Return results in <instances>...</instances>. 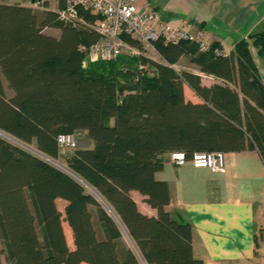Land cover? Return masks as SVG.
<instances>
[{"label": "trees", "instance_id": "1", "mask_svg": "<svg viewBox=\"0 0 264 264\" xmlns=\"http://www.w3.org/2000/svg\"><path fill=\"white\" fill-rule=\"evenodd\" d=\"M79 15L87 25L100 18ZM125 39L141 53L89 61L80 46L100 40L94 29L64 23L56 11L0 3V133L40 153L0 136V264L1 255L7 264H203L192 253V225L167 210L168 186L155 174L175 151L190 158L254 149L264 158L256 63L264 58V30L230 53L218 42L200 50L189 40L158 39L160 60ZM183 55L223 85L206 86L178 68ZM184 85L201 101L186 99ZM78 131L92 146L65 154L60 167L57 137ZM133 190L156 216L139 211ZM57 199L66 201L63 213Z\"/></svg>", "mask_w": 264, "mask_h": 264}, {"label": "crops", "instance_id": "2", "mask_svg": "<svg viewBox=\"0 0 264 264\" xmlns=\"http://www.w3.org/2000/svg\"><path fill=\"white\" fill-rule=\"evenodd\" d=\"M0 3L37 11H57L61 4L64 6L63 0L34 3L0 0ZM136 4L139 7L148 4L162 20L174 25L188 22L192 31L202 30L208 45L218 42L224 53H230L238 40L264 30V0H136ZM46 29L56 31L49 33L54 36L60 33L57 28ZM183 59L189 60L190 65L181 64ZM256 63L264 83V61L256 56ZM177 64L200 76L206 86L223 85L221 79L200 72L188 55H183ZM184 96L192 102L201 101L187 85ZM87 142L86 148L91 147L92 142L88 139ZM155 178L168 186L167 210L192 225L195 258L203 264H263L264 164L256 150L225 152L223 172L195 168L189 160L177 166L166 155ZM131 196L140 212L156 216V210L144 201V195L133 190Z\"/></svg>", "mask_w": 264, "mask_h": 264}, {"label": "built area", "instance_id": "3", "mask_svg": "<svg viewBox=\"0 0 264 264\" xmlns=\"http://www.w3.org/2000/svg\"><path fill=\"white\" fill-rule=\"evenodd\" d=\"M80 10L98 15L93 24H86L80 17ZM57 19L73 26H88L94 29L100 40L89 46H80L89 61H107L123 52L138 55L141 52L125 38L140 44L143 54L152 58L159 55L154 42L162 39L165 43L177 44L181 40L196 43L200 50L208 47L202 30H191L188 22L174 25L161 19L159 13L148 4L139 7L136 0H64V6L56 11ZM152 54V55H151ZM145 68V67H144ZM60 153L65 149H75V134H60L57 137ZM170 160L177 166L189 160L195 168H206L212 172L225 170V153L222 151L194 152L187 158L183 151L170 153ZM264 164V158H262ZM264 264V218L262 222Z\"/></svg>", "mask_w": 264, "mask_h": 264}, {"label": "rangeland", "instance_id": "4", "mask_svg": "<svg viewBox=\"0 0 264 264\" xmlns=\"http://www.w3.org/2000/svg\"><path fill=\"white\" fill-rule=\"evenodd\" d=\"M46 33H53V32H56V31H53L52 29H46L45 30ZM123 53H126V52H123ZM152 55V54H151ZM154 58L156 60H160V56L159 55H153ZM259 59H261L262 61H264V58L263 57H259ZM181 64H184V65H190V62L189 60H185L183 59L182 60V63ZM178 68L181 69V67L179 66ZM5 94L7 96H10L11 95V90L7 87V85H5ZM8 136V135H7ZM13 141H17L15 140L14 138L10 137ZM18 143H20L21 145H23L26 149L28 150H31L33 151L34 153H38V155L40 154L34 147V145H26L24 143H21L19 141H17ZM75 142H76V146H75V149L76 148H86L88 147V142H87V138H86V135L83 131H78L76 134H75ZM72 151V149H65L62 153H60V156L57 158V159H54V162L59 165L60 167H63V168H66V164H65V161H64V155L65 154H68ZM53 161V160H52ZM88 192H91V190L89 189ZM66 205V202L64 200H56V207L58 208V210H60L62 213H63V209H64V206ZM62 227H63V231H64V235H65V238H66V242L68 244V247L70 249H73L74 245H73V238H72V234H71V231L67 225L66 222H62ZM123 240L124 242L128 245V246H132V243L131 241L129 240L128 236L126 234H124V237H123ZM2 247L1 245V241H0V248ZM133 247V246H132ZM1 260H2V263L3 264H7V262L5 261V258L3 255H1ZM141 264H145V262L141 259L140 260Z\"/></svg>", "mask_w": 264, "mask_h": 264}, {"label": "water", "instance_id": "5", "mask_svg": "<svg viewBox=\"0 0 264 264\" xmlns=\"http://www.w3.org/2000/svg\"><path fill=\"white\" fill-rule=\"evenodd\" d=\"M31 1L34 3L35 1H38L39 2L41 0H31ZM0 136L3 137V138H5V139H7V140H10L11 141V139H9L8 136L3 135L2 133H0ZM51 163H53V162L51 161Z\"/></svg>", "mask_w": 264, "mask_h": 264}, {"label": "bare ground", "instance_id": "6", "mask_svg": "<svg viewBox=\"0 0 264 264\" xmlns=\"http://www.w3.org/2000/svg\"><path fill=\"white\" fill-rule=\"evenodd\" d=\"M3 134V133H2ZM3 135H5V134H3ZM9 138V137H8ZM10 139V138H9Z\"/></svg>", "mask_w": 264, "mask_h": 264}]
</instances>
